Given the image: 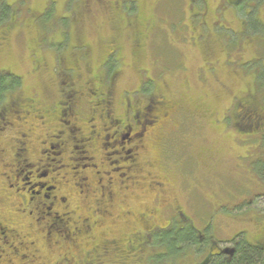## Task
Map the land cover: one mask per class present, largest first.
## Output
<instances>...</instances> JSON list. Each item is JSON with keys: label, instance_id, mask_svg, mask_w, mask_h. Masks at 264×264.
Segmentation results:
<instances>
[{"label": "rangeland", "instance_id": "obj_1", "mask_svg": "<svg viewBox=\"0 0 264 264\" xmlns=\"http://www.w3.org/2000/svg\"><path fill=\"white\" fill-rule=\"evenodd\" d=\"M0 1V71L20 78L13 92L22 103L28 98L37 108L55 103L59 88L67 89L62 81L71 83L62 71L71 68L75 90L83 95L87 82L102 88L108 79L104 78L116 74L111 85L116 110L123 92L128 97L145 83L147 91H137L140 106L161 95L182 105L188 116L194 114L186 118L181 113L176 119L173 113L163 128L174 134L167 160L175 172L169 181L162 179L156 140V145L144 141L139 154L144 178L136 189L121 195L132 214L154 211L165 224L172 207L196 228L206 222L211 232L205 234L221 247L234 238L255 243L261 237L264 138L249 136L252 131L238 121L236 109L253 97L264 108L263 34L252 33L264 26V0ZM45 10L49 12L44 16ZM262 125L249 129L263 135ZM100 152L94 153L97 165ZM180 173L193 185L189 202H184L188 197L182 192ZM157 180L170 184L168 197L179 202H155ZM71 206L77 208L78 202ZM84 213L76 209V214ZM116 227V235L130 231ZM202 253L182 245L176 262L196 264Z\"/></svg>", "mask_w": 264, "mask_h": 264}, {"label": "flooded vegetation", "instance_id": "obj_2", "mask_svg": "<svg viewBox=\"0 0 264 264\" xmlns=\"http://www.w3.org/2000/svg\"><path fill=\"white\" fill-rule=\"evenodd\" d=\"M14 78L10 71H0L6 87L4 92L0 87V264H162L164 260L165 264H177L182 248L180 231L193 236L185 246L203 250L196 264H231L240 242L264 259V232L255 243L240 237L223 242L226 246L221 247L211 234H205L211 232L206 222L196 228L177 209L171 207L162 224L154 211L134 215L126 208L123 197L144 178L139 154L146 139L154 145L157 142L162 179L169 181L175 172L165 158L171 132L163 128L171 123L173 113L178 119L182 109H169L163 117L152 108L160 107L159 102L150 99L151 107L138 108L123 98L116 110L109 88L102 93L106 101L101 106L97 102L99 94L89 82L83 95L75 90L69 76L67 81L71 83L62 81L67 89L59 88L60 98L37 108L33 98L22 103L15 93L18 85L14 86ZM239 120L248 127L256 123L260 126V121L253 118ZM74 135L80 146L68 152ZM108 139L114 151L100 152L102 161L97 165L94 153L104 150L102 142ZM73 151L82 157L69 156ZM112 155L117 161H109ZM104 167L109 171L99 169ZM24 170L27 173L23 175ZM180 177L182 192L188 197L184 202H189L193 185L183 173ZM154 185L158 189L155 202H179L176 197H168L170 184L157 180ZM71 202H78L77 208ZM87 202L93 205L89 207ZM80 208L85 210L83 215L76 214ZM119 224L130 227V231L116 235L113 230ZM172 244L173 250H168Z\"/></svg>", "mask_w": 264, "mask_h": 264}, {"label": "trees", "instance_id": "obj_3", "mask_svg": "<svg viewBox=\"0 0 264 264\" xmlns=\"http://www.w3.org/2000/svg\"><path fill=\"white\" fill-rule=\"evenodd\" d=\"M247 1H250V0H247ZM2 2L3 1H0V6H2L3 4H2ZM5 5V7L7 8V9H10V7H9V5L8 4H4ZM4 7V8H5ZM1 8V7H0ZM47 12H49L48 10L46 11H44V16L47 14ZM253 12L251 11L250 12V14H252ZM261 28L262 29H253L252 30V33L254 32V33H256V32H260L261 34H263V39H262V42H263V44H264V26L263 25H261ZM263 31V32H262ZM104 66V65H103ZM66 70H64L63 69V73L65 72L66 73V81H67V79H69V78H67L68 76L69 77H71L72 76V73H70L71 71L73 72V70H71V68H65ZM110 76H107L106 78H104V79H107L105 82H104V86L103 87H105L104 88V91H102V88L100 87V88H95V93H96V95H98L99 94V98L97 99V102L101 105V106H104L105 104H104V101H106V97H104V95H102V93L104 94V92H105V90L106 89H108V91H112L111 93H112V95H113V88L111 87V85L113 84L112 82H115L116 81V74H114V73H110L109 74ZM2 79V78H1ZM1 79H0V83H1ZM114 79H115V81H114ZM14 81H16V83H14V86H19L20 85V78H17V77H15L14 78ZM110 82V84H108ZM3 83L4 82H2L1 84H0V87L2 86V92H4L5 91V89H6V87H5V85H3ZM144 84L145 83H141L140 84V86L134 91V92H132V93H129V96L127 97L126 96V93L125 92H123L124 94H123V98H126V100H129V102L131 103V105L132 106H135V107H140V105L142 104V102H140V101H142V100H140V98H138V92L137 91H141L142 93H144V92H146L147 90H145L144 91ZM60 85V84H59ZM260 86V85H259ZM70 91H71V89H70ZM77 91V90H76ZM78 92V91H77ZM255 96H256V93H255ZM113 98H114V95L112 96ZM141 97H142V95H141ZM255 97H253V99L251 98L250 100H248V101H243V102H241V105L240 106H238V109H236V118L238 119V121H241V120H239V119H243L242 117L243 116H245V119L244 120H248V119H256V121H260V126L256 123V124H254V126L253 127H256V128H260L261 126H263L262 124H264V108H263V105L261 106V105H258V103H257V101L254 99ZM151 100H154L153 102L156 104L157 102H159L160 103V107L158 106V105H156V106H152V108H154V111L155 112H157L158 111V114L159 115H163V117H164V115L166 114V113H168V111H169V109L170 110H173L174 109V111L175 110H179V109H182L183 110V112H182V115H186V118H189V117H191V118H193L194 117V114H192V113H190V115L191 116H188L187 115V112H185V109L182 107V105H179V104H177L176 102L175 103H171L170 102V100H168L167 98H165L164 96H161V95H156V96H154V97H152L151 98ZM151 100L149 101V107H151ZM114 101H115V98H114ZM262 104V103H261ZM264 104V103H263ZM251 105H253V107L251 106ZM178 107V108H177ZM245 109L244 111H242L243 109ZM177 110V111H178ZM180 111V110H179ZM249 115H252V116H249ZM251 117V118H250ZM179 119V118H178ZM233 119L234 120H236L234 117H233ZM244 120H242V121H244ZM259 123V122H258ZM246 127H248V126H246ZM248 130H250V131H252L251 133H249L250 135L249 136H253V137H255V139H260L261 140V138H264V134L263 135H260L259 133H254V131L252 130V129H249V127L247 128ZM256 131H258V130H256ZM176 133H178V131L176 130L175 131ZM173 136L174 134H170V136ZM172 136H171V138H172ZM69 138H70V134H69V136H68ZM74 137V140H69L70 142H71V145L73 146V147H71V149L69 148L68 149V152H70L73 148H74V146H80V143H79V138L77 137V135H74L73 136ZM70 139H72V138H70ZM68 141V142H69ZM110 143H111V140H106V141H103L102 142V144L104 145V147H105V145H106V147L104 148V150L101 148V150L100 151H103L105 154H110V153H112L113 151H114V149H112L111 148V145H110ZM112 144V143H111ZM68 145H69V143H68ZM98 147H99V145H98ZM74 150V149H73ZM110 151V152H109ZM72 152V151H71ZM76 152H74L73 151V153H71V155L69 154V156H71V157H73V158H78V157H82L81 155H77V154H75ZM168 153V152H167ZM131 155L132 154H130V155H125L124 157H131ZM64 155H62V157H63ZM111 157V156H110ZM109 157V158H110ZM112 157H114V159L115 160H111L110 162H114V161H117V157L116 156H113L112 155ZM167 157V155L165 156V158ZM165 161H166V159H164ZM79 162V161H78ZM77 162V163H78ZM168 162V161H167ZM86 163H88V162H86V161H83V164H86ZM120 163V162H119ZM80 164H81V162H80ZM77 164H73L72 166H76ZM120 165H122V162L120 163ZM79 171V170H78ZM190 231V230H189ZM178 236H179V245L180 246H182V245H184L185 246V244H184V242L185 241H188V242H190V241H192L193 240V236H191V232L189 233V234H186L184 231H180L179 233H178ZM187 245V244H186ZM168 250H173V244L172 245H169V248H167ZM231 264H264V259L262 258V255H259V253H257V252H255L253 249H251L247 244H245L244 242H240V244H239V247H238V251H237V254H236V258L233 260V262L231 263Z\"/></svg>", "mask_w": 264, "mask_h": 264}]
</instances>
